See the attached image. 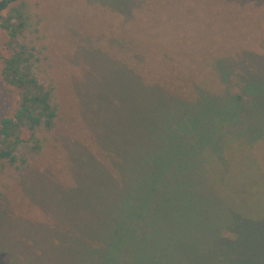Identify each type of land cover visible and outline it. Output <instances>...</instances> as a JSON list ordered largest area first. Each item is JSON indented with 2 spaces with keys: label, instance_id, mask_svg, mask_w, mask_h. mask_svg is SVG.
Returning <instances> with one entry per match:
<instances>
[{
  "label": "trees",
  "instance_id": "16d2710c",
  "mask_svg": "<svg viewBox=\"0 0 264 264\" xmlns=\"http://www.w3.org/2000/svg\"><path fill=\"white\" fill-rule=\"evenodd\" d=\"M87 1L125 19L143 2ZM0 26L8 35L2 77L19 92L14 111L0 117V172L13 168L16 178L42 151L41 132L55 129L59 105L41 74L45 45L28 0H0ZM180 48L190 51L187 43ZM209 56L204 64L188 56V70L170 81L146 80L113 55L97 63L106 73L126 69L130 78L109 74L84 85L82 113L108 163L78 143L67 148L73 182L47 198L62 203L63 218L75 217L78 226L52 252L54 262L264 264V158L256 153L264 119L250 139L235 133V116L256 92L244 87L245 75L226 74ZM180 79L187 85L174 84ZM248 189L257 197L242 200Z\"/></svg>",
  "mask_w": 264,
  "mask_h": 264
},
{
  "label": "rangeland",
  "instance_id": "374dc122",
  "mask_svg": "<svg viewBox=\"0 0 264 264\" xmlns=\"http://www.w3.org/2000/svg\"><path fill=\"white\" fill-rule=\"evenodd\" d=\"M28 3L38 21L39 43L45 45V71L41 74L55 87L59 119L52 132H41L42 138L46 136L45 145L26 175L12 177L13 168L0 172V250H6L0 253V264H58L54 262L58 255L52 252L61 251V243L77 231L75 217L63 218L65 206L47 197L55 193L57 185L73 182L68 147L78 143L108 163L82 113V94L86 82L95 77L130 78L126 69L115 67L108 73L101 69L97 63L109 61L110 55L128 61L151 81L178 78L189 68L188 56H196L204 64L207 59L201 57L210 55L226 74L235 70L245 75L253 84L246 82L244 87L256 92L235 116V133L250 139L261 126L264 0H143L128 19L87 0ZM7 36L0 26V47ZM186 43L188 50L197 47L200 54L191 55L180 48ZM221 55H228L230 61L222 60ZM1 65L0 61V117L11 114L19 99L18 90L3 79ZM174 82L187 85L181 79ZM231 89L237 90L235 85ZM256 153L264 158V130ZM26 181L29 194L23 189ZM247 191L242 200L257 197L256 189Z\"/></svg>",
  "mask_w": 264,
  "mask_h": 264
}]
</instances>
